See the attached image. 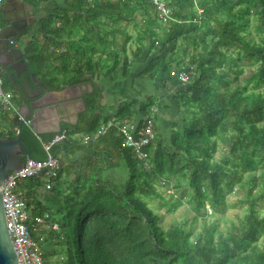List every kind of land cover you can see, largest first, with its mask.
<instances>
[{
	"label": "trees",
	"instance_id": "obj_1",
	"mask_svg": "<svg viewBox=\"0 0 264 264\" xmlns=\"http://www.w3.org/2000/svg\"><path fill=\"white\" fill-rule=\"evenodd\" d=\"M29 1L38 6L47 0ZM76 1L86 21L73 26L66 11L56 12L44 21V47L31 41L23 50L28 71L45 85L41 94L78 84V73L95 67L111 81L121 68L126 75L130 44L138 53L146 50L147 58L154 55L143 75L177 70L188 79L177 96L181 121L168 141L157 138L152 123L156 138L144 148L150 171L123 146L116 125L135 120L132 103H119L115 119L107 121L96 114L103 88L85 91V111L74 126L61 127L67 139L50 149L61 163L57 175L27 177L15 187L29 224L40 218L38 234L52 242L42 264H264V211L258 209L264 202V0H167L165 18L152 0ZM55 21L61 26L55 28ZM65 36L71 40L64 42ZM153 105L152 99L141 105L139 125L150 120ZM109 122L114 125L107 127ZM10 124L0 137L20 130L30 158L46 157L43 142L54 134L37 136L24 123ZM80 133L91 137L72 139ZM117 171L123 178L109 177ZM157 185L171 191L168 198ZM42 186L52 189L54 208L41 205ZM235 193L241 196L232 205L228 197ZM150 197L160 198L166 213L186 204L193 213L190 225L163 229L147 203ZM235 205L242 213L227 218Z\"/></svg>",
	"mask_w": 264,
	"mask_h": 264
},
{
	"label": "crops",
	"instance_id": "obj_2",
	"mask_svg": "<svg viewBox=\"0 0 264 264\" xmlns=\"http://www.w3.org/2000/svg\"><path fill=\"white\" fill-rule=\"evenodd\" d=\"M9 3L13 4L12 12L16 19V24L22 25L21 31H19L16 36L9 39V45L12 48L20 49L22 57L23 50L27 43L34 41L36 45L38 44L43 47L44 44H46L48 26H46L47 23H44V21L49 16L56 14V12L66 11V20L73 26L79 25L81 20V23H83L87 18L85 9H77L79 3L77 4L76 0H47L40 3L38 6H33L29 0H11ZM59 25L60 22L55 21L54 27L57 28ZM127 32L133 36L135 35V31L131 30L130 27H127ZM70 40L71 39L66 36L63 38L64 42H69ZM79 43L80 42H77L78 45ZM135 48V44H130L127 46L126 50L130 70L124 75L121 68L117 77L112 81L107 79L106 74L102 72L100 68L95 67L93 70H87L83 74L78 73L79 80H82V82L78 84L68 86L60 91H47L43 94H41V92L37 93V91V94L29 96L27 92H21L20 89L14 86L12 80L9 81V83H11L9 85L18 91L13 94L12 101L18 109L19 115L29 121L27 126H32L31 129L37 136L53 134V136H55L62 132L66 134L65 131L60 132L61 127H72L78 122L79 114L85 111V104L83 101L85 91H90L93 85H97L103 88V92L100 108L96 111V114L110 121L111 119H115L114 115L118 104L123 101H130L136 113L135 120L128 121V124L132 127L134 134H137V132L145 126L146 121L149 120V118L145 119V122L139 125L140 120L143 119V116L139 113V109L142 104L152 99L154 105L151 110L150 116L152 118L150 117V120L155 126L157 138L160 136L167 140L170 137L171 131L174 129L173 126L181 121V117L178 113L179 102L177 96L180 91L186 87V84L179 82L177 70L171 74L158 72L153 78L148 75H143V71L154 55L147 58L146 50L138 53ZM50 49L52 52H66V48L63 49V51L53 47ZM28 72L33 75L31 71ZM30 74L24 73V76L27 77V81L32 89L41 90L42 85L45 87L44 83L37 80L33 75L37 80V83H35L31 79ZM84 81L85 83H83ZM24 83L26 85L27 82L18 84L21 89ZM14 97L16 98L15 100ZM153 110H155V112H153ZM4 115L5 119L0 122H12L14 125L13 118L16 115ZM31 122H33L32 125ZM35 130H38L39 134H36ZM89 137H91L89 134L80 133L75 134L72 139L84 141L88 140ZM44 144L43 142V145ZM65 177L67 178V176ZM38 194L41 205L45 206L44 210H46V208H54V202L49 199V197H54V195H52V189L49 186H42L38 190ZM28 225L30 229L32 228L31 230L35 232L32 238L39 246L42 253L44 254L46 251L50 252L52 249V242H49L50 239L48 240L49 235H42L41 230L39 232L40 234H38L40 227L36 222L35 224H29L28 221ZM53 228H56V224L53 225Z\"/></svg>",
	"mask_w": 264,
	"mask_h": 264
},
{
	"label": "built area",
	"instance_id": "obj_3",
	"mask_svg": "<svg viewBox=\"0 0 264 264\" xmlns=\"http://www.w3.org/2000/svg\"><path fill=\"white\" fill-rule=\"evenodd\" d=\"M2 2L3 0H0V4ZM166 2L167 0H152V4H154L159 12V17L165 18L168 15L169 9ZM177 78L180 83L185 84L188 75L185 72H177ZM12 96L13 94L5 86L2 68L0 66V109L7 116L19 115L18 109L12 101ZM19 118L22 120V123L26 125L29 123L28 120H25L20 115ZM112 125L114 124L110 122L107 127ZM116 125L119 126V132L122 134L123 146L131 147L139 162L142 163L145 169L150 171L151 165L148 162V154L144 148L155 138L151 120H147L145 126L137 132L136 139L133 136L134 131L132 127L126 120ZM66 138L67 136L64 132L55 135L50 142L43 145L46 152L44 159L34 160L32 158H25L22 168L18 171L11 172L3 184V203L7 229L19 264H42L43 253L32 238L27 224L28 213L25 208V203L16 193L15 187L18 181L27 177H33L39 174H44L47 177H55L60 170L61 163L58 158L50 153V149L55 143ZM35 220L36 222H41L40 218H36Z\"/></svg>",
	"mask_w": 264,
	"mask_h": 264
},
{
	"label": "water",
	"instance_id": "obj_4",
	"mask_svg": "<svg viewBox=\"0 0 264 264\" xmlns=\"http://www.w3.org/2000/svg\"><path fill=\"white\" fill-rule=\"evenodd\" d=\"M5 1L10 2L11 0ZM5 21L8 26L0 31V66L5 70H10L9 78L15 80V78H20L23 73L30 74V72L27 70L20 49L11 48L9 45V39L21 31L22 25L13 24L6 19ZM18 67L21 69L18 70ZM30 77L37 83L33 75L30 74ZM42 87L45 88L43 85ZM13 123L20 125L22 120L16 115L13 118ZM35 133L39 134L38 130H35ZM24 158H30V156L21 143L20 130H17L14 137H0V264H19L6 224L3 184L11 172L22 168Z\"/></svg>",
	"mask_w": 264,
	"mask_h": 264
},
{
	"label": "rangeland",
	"instance_id": "obj_5",
	"mask_svg": "<svg viewBox=\"0 0 264 264\" xmlns=\"http://www.w3.org/2000/svg\"><path fill=\"white\" fill-rule=\"evenodd\" d=\"M254 40L256 39L254 36V33L252 32ZM5 82V80H4ZM6 88L9 90L11 93H14L13 88L6 82ZM12 93V94H13ZM0 129L3 131H9L11 130V125L10 122H1L0 123ZM219 155V154H216ZM149 160V159H148ZM123 178L122 172H114V175H110L109 177L114 179V180H120V176ZM157 190L161 193V196L164 198H168L167 194H170L171 191L166 190L161 185L156 186ZM240 194H232L231 196L228 197V202L232 205L236 203L237 199L240 197ZM149 207L154 211L156 215L160 217L159 220V225L165 229L169 226H171L174 223H179V224H185L186 226L190 225V219L193 216V213L187 208L186 204H183L181 206H178L176 210H174L171 213H166L165 209L162 206V200L158 197H150L149 200L147 201ZM259 210L264 211V202H261ZM242 213V208L239 205L235 206H230L229 209L226 211L225 216L227 218L233 219L235 214H240ZM220 219L217 220L216 225H217V231L221 232V230L224 228L221 226ZM210 220H207L206 223H210ZM201 218H199L193 228L192 231L195 233L200 230L201 227Z\"/></svg>",
	"mask_w": 264,
	"mask_h": 264
},
{
	"label": "flooded vegetation",
	"instance_id": "obj_6",
	"mask_svg": "<svg viewBox=\"0 0 264 264\" xmlns=\"http://www.w3.org/2000/svg\"><path fill=\"white\" fill-rule=\"evenodd\" d=\"M12 6H13V4H11L9 2H6L5 0H3V2L0 4V31L4 27L8 26V23L5 21V19L9 20L13 24L16 23V19H15L14 15H13V12H12ZM20 69L21 68L18 67V70H20ZM3 73L8 77V79H10L9 81L12 80V84L14 86H16L22 92H25V93L27 92L28 96L29 95H34V94H37V93L41 92V90H34V89L31 88V86L29 85V82L27 81V77L24 76V73L21 75L20 78L15 79V80L13 78H11V77L9 78V75L11 74L10 70L3 69ZM22 82H27V83H26V85L24 83L23 84V88L21 89L18 84H20ZM36 96H39V95H36Z\"/></svg>",
	"mask_w": 264,
	"mask_h": 264
},
{
	"label": "clouds",
	"instance_id": "obj_7",
	"mask_svg": "<svg viewBox=\"0 0 264 264\" xmlns=\"http://www.w3.org/2000/svg\"><path fill=\"white\" fill-rule=\"evenodd\" d=\"M2 68V67H1ZM3 69V68H2ZM186 84V83H185Z\"/></svg>",
	"mask_w": 264,
	"mask_h": 264
}]
</instances>
